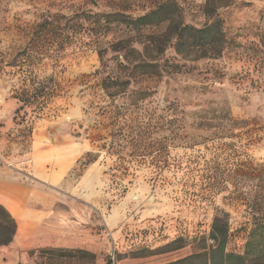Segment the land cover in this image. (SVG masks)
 I'll use <instances>...</instances> for the list:
<instances>
[{
  "label": "rangeland",
  "instance_id": "rangeland-1",
  "mask_svg": "<svg viewBox=\"0 0 264 264\" xmlns=\"http://www.w3.org/2000/svg\"><path fill=\"white\" fill-rule=\"evenodd\" d=\"M165 1L0 0V168L28 180L38 133L74 141V167L50 188L59 219L78 209L84 242L66 256L34 250L18 264H166L209 247L224 216L226 251L243 254L252 218L264 216V0H214L219 56L185 59L171 43L158 75L133 77L110 46L138 37L103 15L136 17ZM170 1L185 25L210 23L206 0ZM41 24L32 45L48 59L31 78L50 91L41 108L27 107L14 99L24 85L9 66ZM104 80L118 84L105 91Z\"/></svg>",
  "mask_w": 264,
  "mask_h": 264
},
{
  "label": "trees",
  "instance_id": "trees-1",
  "mask_svg": "<svg viewBox=\"0 0 264 264\" xmlns=\"http://www.w3.org/2000/svg\"><path fill=\"white\" fill-rule=\"evenodd\" d=\"M234 0L226 1L223 6L227 7ZM220 8L214 0L205 1V12L210 23L201 28H194L182 22L178 6L173 1H165L136 17L121 13L105 14L103 17L108 24L116 26L131 27L135 31L133 37H122L116 43L111 44L110 50L122 55L125 63H130L131 75L153 76L159 74L157 61L165 53L166 47L173 43L175 53L185 59L192 60L202 58H213L221 54L225 38L222 31L221 20L217 18V11ZM166 25L159 33L144 35L142 30L151 27ZM45 27L39 25L34 31L30 44L17 53L10 68L14 69V75H22L23 88L19 92H13L14 99L23 106L41 108L46 100L50 88L48 80L40 82L33 81L31 76L34 69L43 60L48 59L44 53L33 47L35 37L42 35ZM136 45V46H135ZM51 80V78H50ZM116 80H104L102 88L108 91L110 85H117ZM126 85L127 82L121 83ZM111 96V95H110ZM232 127L245 125L244 121H236L231 117L227 119ZM259 179L264 182V166L259 174ZM250 229L244 245L242 255H236L226 251L228 241V224L224 217H215L209 233L211 245L201 248L200 252L187 256L183 259L166 264H264V216L252 218ZM16 233V222L9 212L0 205V247L9 245ZM38 253H46L51 256H66L74 253L62 249H40ZM85 255L86 252L77 251Z\"/></svg>",
  "mask_w": 264,
  "mask_h": 264
},
{
  "label": "crops",
  "instance_id": "crops-1",
  "mask_svg": "<svg viewBox=\"0 0 264 264\" xmlns=\"http://www.w3.org/2000/svg\"><path fill=\"white\" fill-rule=\"evenodd\" d=\"M74 143L65 135L48 139L42 132L38 133L33 149L41 150V154L31 161L30 179L22 180L0 168V205L16 222L12 242L0 247L3 261L31 263L34 250L83 248V239L77 234L81 214L76 209L73 215L66 213V221L59 219V199L54 198L50 188L74 167L78 158Z\"/></svg>",
  "mask_w": 264,
  "mask_h": 264
}]
</instances>
